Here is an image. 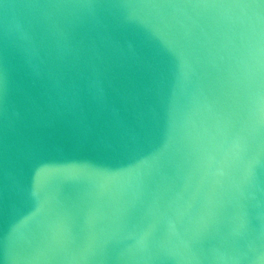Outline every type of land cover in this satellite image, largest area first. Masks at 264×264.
<instances>
[{
    "label": "water",
    "instance_id": "obj_1",
    "mask_svg": "<svg viewBox=\"0 0 264 264\" xmlns=\"http://www.w3.org/2000/svg\"><path fill=\"white\" fill-rule=\"evenodd\" d=\"M141 2L0 4V264H264V68Z\"/></svg>",
    "mask_w": 264,
    "mask_h": 264
},
{
    "label": "clouds",
    "instance_id": "obj_2",
    "mask_svg": "<svg viewBox=\"0 0 264 264\" xmlns=\"http://www.w3.org/2000/svg\"><path fill=\"white\" fill-rule=\"evenodd\" d=\"M3 0H0V4ZM89 0H49L45 14L92 15ZM16 4H3L15 16ZM29 8L39 5H28ZM136 15L184 46L194 26L206 23L226 36L249 70L264 68V0H142Z\"/></svg>",
    "mask_w": 264,
    "mask_h": 264
}]
</instances>
